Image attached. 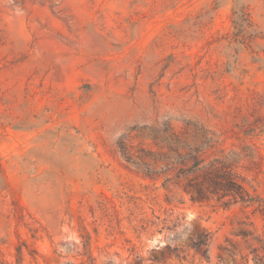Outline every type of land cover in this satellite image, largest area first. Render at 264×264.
Wrapping results in <instances>:
<instances>
[{
  "label": "rangeland",
  "instance_id": "374dc122",
  "mask_svg": "<svg viewBox=\"0 0 264 264\" xmlns=\"http://www.w3.org/2000/svg\"><path fill=\"white\" fill-rule=\"evenodd\" d=\"M164 119L253 144L264 197V0H0V264H264L262 217L120 157Z\"/></svg>",
  "mask_w": 264,
  "mask_h": 264
},
{
  "label": "trees",
  "instance_id": "16d2710c",
  "mask_svg": "<svg viewBox=\"0 0 264 264\" xmlns=\"http://www.w3.org/2000/svg\"><path fill=\"white\" fill-rule=\"evenodd\" d=\"M234 15L235 20L238 15ZM240 17L241 23L251 28L248 14L241 12ZM181 122L182 125H175L171 119H164L135 129L134 139L138 143L122 137L116 143L117 152L142 178L160 180L161 187L169 192L178 191L194 203L215 202L223 208L239 206L241 212L250 209L253 216L264 220V197L258 193L263 157L257 148L244 144L225 151L220 148L223 133L217 134L196 119ZM240 225L236 236L258 240L255 230L246 227L254 228L252 222ZM177 226L175 222L174 227ZM205 240L204 236L197 237L195 247Z\"/></svg>",
  "mask_w": 264,
  "mask_h": 264
}]
</instances>
